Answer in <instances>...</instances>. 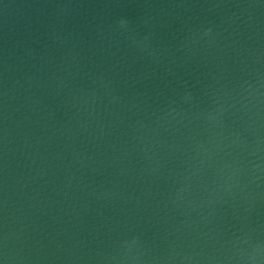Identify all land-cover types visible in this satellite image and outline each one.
<instances>
[{
	"label": "water",
	"instance_id": "water-1",
	"mask_svg": "<svg viewBox=\"0 0 264 264\" xmlns=\"http://www.w3.org/2000/svg\"><path fill=\"white\" fill-rule=\"evenodd\" d=\"M0 264H264V0H0Z\"/></svg>",
	"mask_w": 264,
	"mask_h": 264
}]
</instances>
